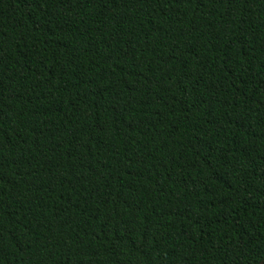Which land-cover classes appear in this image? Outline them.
Masks as SVG:
<instances>
[{"label": "trees", "instance_id": "16d2710c", "mask_svg": "<svg viewBox=\"0 0 264 264\" xmlns=\"http://www.w3.org/2000/svg\"><path fill=\"white\" fill-rule=\"evenodd\" d=\"M264 0H0V264H260Z\"/></svg>", "mask_w": 264, "mask_h": 264}, {"label": "water", "instance_id": "95a60500", "mask_svg": "<svg viewBox=\"0 0 264 264\" xmlns=\"http://www.w3.org/2000/svg\"><path fill=\"white\" fill-rule=\"evenodd\" d=\"M260 264H264V259L260 262Z\"/></svg>", "mask_w": 264, "mask_h": 264}]
</instances>
